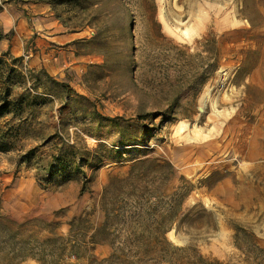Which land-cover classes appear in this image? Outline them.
Returning a JSON list of instances; mask_svg holds the SVG:
<instances>
[{
    "label": "rangeland",
    "instance_id": "rangeland-1",
    "mask_svg": "<svg viewBox=\"0 0 264 264\" xmlns=\"http://www.w3.org/2000/svg\"><path fill=\"white\" fill-rule=\"evenodd\" d=\"M3 82L0 264H264V0H0Z\"/></svg>",
    "mask_w": 264,
    "mask_h": 264
},
{
    "label": "trees",
    "instance_id": "trees-1",
    "mask_svg": "<svg viewBox=\"0 0 264 264\" xmlns=\"http://www.w3.org/2000/svg\"><path fill=\"white\" fill-rule=\"evenodd\" d=\"M11 90L9 84L1 83L0 86V118L6 115H18L22 110V106L24 105V96L16 95L15 97L11 96ZM26 118H19V124L10 126V123H6V125H0V150L5 151L11 147V140L14 138V131H19L21 124ZM4 127V128H3ZM33 152V148L28 149L23 155H21V161H25L28 159L29 154ZM173 218L170 220L173 222ZM171 226V225H169ZM169 226H165L164 224H158L156 229H158L162 234L165 233Z\"/></svg>",
    "mask_w": 264,
    "mask_h": 264
},
{
    "label": "crops",
    "instance_id": "crops-1",
    "mask_svg": "<svg viewBox=\"0 0 264 264\" xmlns=\"http://www.w3.org/2000/svg\"><path fill=\"white\" fill-rule=\"evenodd\" d=\"M260 247H261L262 250H264V242H262V243L260 244Z\"/></svg>",
    "mask_w": 264,
    "mask_h": 264
}]
</instances>
